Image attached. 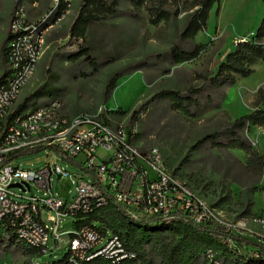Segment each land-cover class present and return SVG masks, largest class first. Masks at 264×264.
Returning <instances> with one entry per match:
<instances>
[{
	"label": "rangeland",
	"instance_id": "rangeland-1",
	"mask_svg": "<svg viewBox=\"0 0 264 264\" xmlns=\"http://www.w3.org/2000/svg\"><path fill=\"white\" fill-rule=\"evenodd\" d=\"M108 1L118 2L117 13L93 22L85 40H74L69 38V30L81 5L77 0L47 36L45 52L21 97L29 96L27 105L34 104L35 108L51 101L48 94H58L55 99L61 101L70 116L101 114L125 125L137 111L131 126L135 132L133 143L142 151L157 147L171 173L213 209L218 227L252 240H264V225L256 220L262 219L264 211L263 174L250 168L243 151L214 146L217 139H225L235 119L254 110L256 90L264 84V64L255 63L251 76L236 77L230 87L205 92L196 117L186 116L175 110L169 100L155 97L160 91L185 93L190 87L202 85V77L217 70L238 39L253 37L264 16V0H221L218 13L215 7L210 11L206 29L192 41L179 36L195 9L188 10L194 0H177V5L167 2L163 9L173 12L178 8L180 13L157 25L150 22L149 3L137 9L134 0ZM14 3L15 0H0V54ZM80 45L89 47V54L68 60L67 56L76 53ZM174 45L182 50L194 45L204 48L194 60L175 64L169 56ZM134 65L140 66L118 79L105 102L102 94L107 80L114 72ZM38 90L39 94H32ZM118 109L126 111V115L110 113ZM240 135L253 151L264 154V128L249 125ZM54 161L72 177L82 172L45 150L17 157L22 168L38 169ZM31 189L43 197L34 186ZM50 192L70 200L74 185L68 177L60 180L55 176ZM70 222V218L63 219L59 230ZM63 240L66 243L67 237ZM59 246L47 257L49 262L64 256L66 245ZM46 247L53 250L50 237ZM23 261L21 254L6 252L0 246V264Z\"/></svg>",
	"mask_w": 264,
	"mask_h": 264
},
{
	"label": "built area",
	"instance_id": "built-area-1",
	"mask_svg": "<svg viewBox=\"0 0 264 264\" xmlns=\"http://www.w3.org/2000/svg\"><path fill=\"white\" fill-rule=\"evenodd\" d=\"M42 1L45 7L32 17L29 10L39 8ZM76 2L15 0L3 66L0 61V225L36 252L32 264H59L47 257L61 243L72 264L98 257L122 264L133 260L135 252L125 249L115 233L101 234L95 226L76 225L79 214H90L110 202L133 221L183 214L196 225L217 224L213 209L171 173L159 149L140 150L133 143L135 132L124 123L101 114L70 116L59 99L14 115L45 52L47 36ZM251 144L255 146L256 141ZM38 148L80 168L81 174L68 175L56 161L35 169L22 168L17 158L9 160L16 153ZM55 176L68 177L74 185L70 200L50 192ZM32 186L43 197L32 193ZM66 218L71 222L59 230ZM256 220L264 225V218ZM49 237L53 250L46 247ZM255 241L264 244V240ZM225 243L244 258L258 256L256 247L237 245L230 238Z\"/></svg>",
	"mask_w": 264,
	"mask_h": 264
},
{
	"label": "trees",
	"instance_id": "trees-1",
	"mask_svg": "<svg viewBox=\"0 0 264 264\" xmlns=\"http://www.w3.org/2000/svg\"><path fill=\"white\" fill-rule=\"evenodd\" d=\"M167 2L176 4L177 0H134V6L138 9L149 3L147 11L150 22L157 25L159 22H168L173 16L178 15V8L171 12L163 9ZM221 0H194L190 3L188 10L194 9L181 32V40L192 41L196 35L207 27L210 11L215 7L216 14L219 11ZM118 2L108 0H82L81 8L69 30V38L74 40H85L92 23L101 19L114 16L117 13ZM10 40L7 33L1 47L2 60H6V48ZM76 53L67 56L68 60H76L83 55H88L89 47L80 45ZM202 45H194L190 50H182L178 45L171 47L169 56L175 64L189 62L198 57ZM260 62L264 64V16L261 18L255 33L250 39H238L218 65L214 73L202 77L203 82L199 87H190L187 92L167 90L160 91L155 97L164 98L171 102L173 108L186 116L196 117L201 109V99L207 91H218L234 84L235 78H247L253 74L252 66ZM140 65L128 66L114 72L107 80L103 89V99L106 102L113 93L117 81L122 76L139 68ZM40 90L33 95L39 94ZM58 94H48V100H56ZM208 101H212L206 95ZM27 101V100H26ZM26 104L16 107L14 115L25 109ZM254 110L246 115L235 119L229 129L225 132V139H217L214 146L220 148L238 149L248 156L251 169L263 174L264 177V154L259 155L252 150L250 144L246 143L240 133L249 126L264 128V84L256 90L253 100ZM113 115H126V111L118 109L110 112ZM137 116L133 111L127 121V127L131 128ZM102 117H104L102 115ZM247 124V125H246ZM225 140V141H223ZM44 151L43 148L27 150L13 155L9 160L16 159L22 154ZM264 191V185L262 187ZM262 218H264V211ZM76 225L89 224L95 226L101 234L112 232L119 236L125 249L135 252L133 260L122 264H264V244L255 240L233 235L225 229L207 224L196 225L188 220L183 214L173 218H151L141 221L128 219L113 203H108L101 209L90 214H79ZM99 223V227L94 225ZM230 238L237 245L256 247L257 257L244 258L225 240ZM0 246L6 252H17L24 257L21 264H32V258L36 252L25 247L17 239L14 233L0 225ZM69 252L55 262L59 264H72L68 260ZM83 264H111L103 258H95Z\"/></svg>",
	"mask_w": 264,
	"mask_h": 264
},
{
	"label": "crops",
	"instance_id": "crops-1",
	"mask_svg": "<svg viewBox=\"0 0 264 264\" xmlns=\"http://www.w3.org/2000/svg\"><path fill=\"white\" fill-rule=\"evenodd\" d=\"M82 1V0H81ZM45 5H46V1H42L41 2V4H40V7L39 8H36L35 10H33V9H30L29 10V12H30V15L32 16V17H36L38 14H39V12H41L42 10H43V8L45 7ZM81 6V5H80ZM75 20V19H74ZM74 22V21H73ZM47 43H48V38H46V45H47ZM232 49V48H231ZM2 60V57H0V61ZM3 61V60H2ZM2 61H1V66H3V64H2ZM33 94V93H32ZM23 96V95H22ZM28 99H29V96H27L26 98L25 97H20V100H19V103H18V105L17 106H19V105H22V104H26V107H25V109H23V110H21L20 112H24V111H27V110H31V109H33L32 107L34 106V104H33V106H29V105H27V101H28ZM27 100V101H26Z\"/></svg>",
	"mask_w": 264,
	"mask_h": 264
},
{
	"label": "water",
	"instance_id": "water-1",
	"mask_svg": "<svg viewBox=\"0 0 264 264\" xmlns=\"http://www.w3.org/2000/svg\"><path fill=\"white\" fill-rule=\"evenodd\" d=\"M11 186H12V187H15V186H18V184H12Z\"/></svg>",
	"mask_w": 264,
	"mask_h": 264
}]
</instances>
